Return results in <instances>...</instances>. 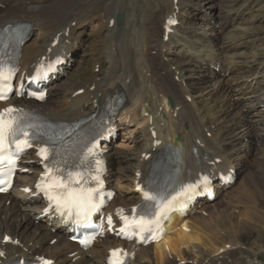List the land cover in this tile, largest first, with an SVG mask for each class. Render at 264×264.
<instances>
[{
  "label": "bare ground",
  "instance_id": "obj_1",
  "mask_svg": "<svg viewBox=\"0 0 264 264\" xmlns=\"http://www.w3.org/2000/svg\"><path fill=\"white\" fill-rule=\"evenodd\" d=\"M95 1L0 0V27L17 22L30 24V36L22 47L18 61L20 74H26L37 64L51 61L55 57L64 59L61 73L47 86L46 96L49 93L50 98L43 103L11 98L8 103L0 105V110L7 106H21L51 120L71 122L100 109L106 99L114 94H123L124 103L116 117L117 127L121 130L118 136L120 139L106 146L104 154L105 184L107 189L115 192L106 209L111 214L118 210L129 213L139 205L137 186L147 176L149 162L164 150L166 143L176 145L177 137L184 148L180 182L195 180L200 174H208L215 180L218 174L227 175L230 172L237 179L244 171L247 156L258 149L264 152V82L259 79L242 81L232 89L223 80L227 70L221 71L222 77L210 70L221 63V54L228 53L225 42H218V31L213 30V0H203V4L207 6L206 15L209 14L210 17L205 15L206 18L202 21L211 25L210 33H201L197 43L184 38L178 40L183 42L180 52L186 57L183 60L186 63L184 68L173 71L169 62L175 57L174 47H171L172 38L177 39L179 33L178 27H172L171 32L166 33L167 20L176 15L171 8L173 5L169 11L164 0H156L154 30L148 33L145 28L142 33L137 31V36L136 22L133 23L136 19L131 20V17L125 15V11L129 8L134 11V3L138 5L139 2L140 5L142 1L129 0L126 7L123 4L117 6V13L122 11L126 22L114 38L113 45L116 46L112 48L115 54L109 53L110 57L106 60L99 79L86 87L76 82L71 88L64 90V87L59 91L57 81L68 74L77 55L75 50L79 41L83 36L85 38L86 35L95 33L99 27L91 16ZM106 15L109 16L108 19L111 18L110 14ZM109 25L108 20L106 29L110 28ZM136 39L139 42L136 43ZM153 52L156 56L151 58ZM225 59L227 61L226 57ZM233 92L235 95H229ZM197 94L215 97L214 103H221L220 107H226L227 103V111L224 112L221 123H217L226 129L225 134L215 135L211 131L212 126L207 123L211 121H207L206 115L199 110L200 107H196L193 96ZM235 96L236 100L233 99ZM168 99L172 104L167 102ZM183 124L187 126V130L183 129ZM193 148L197 149L196 155L192 153ZM21 168L26 169V172L14 178L16 185L12 193L0 196V264L19 257L44 258L53 264H106L109 250L117 247L130 248V245H123L110 236L97 240L92 248L85 251L68 243L65 233L55 221L40 217L44 204L36 194L34 184L41 173V160L35 156V151L21 160ZM213 186L218 195L217 180ZM247 191L243 192V197L251 200V203H245H250L247 205H252L255 209L257 204L252 202L257 194ZM241 197L239 199L243 200ZM8 200L9 207L5 204ZM244 211L249 222L264 223V215H256L255 211L250 210V206L247 209L245 207ZM219 213L222 216L218 215L216 221L229 219L226 211ZM1 216H4L3 220ZM209 216L213 219V216ZM210 226V223L202 218H195L191 213L182 221L175 217L160 243L130 250L139 251L132 264H264V255L244 251L240 248L242 245L233 248L235 243L229 245L224 239L212 240L209 237L211 235L205 233ZM234 227L240 237L247 232V228L241 223L234 224ZM262 228L264 230V225ZM259 232L261 234V230ZM6 238L11 243H5ZM49 241H53L52 246H49ZM263 243L264 231L258 245L263 247Z\"/></svg>",
  "mask_w": 264,
  "mask_h": 264
},
{
  "label": "rangeland",
  "instance_id": "obj_2",
  "mask_svg": "<svg viewBox=\"0 0 264 264\" xmlns=\"http://www.w3.org/2000/svg\"><path fill=\"white\" fill-rule=\"evenodd\" d=\"M118 1L119 0L95 1L91 16L99 25V27L95 33L89 34V36L86 35L85 38L83 36L81 38V42L79 41V46L77 45L75 50L77 52V55L69 69L68 74L64 75L57 81L59 91L63 90L64 87V90L71 88V85L76 82H80L81 85H84L86 87L90 83H92V81H95L97 78L99 79V77L102 75L103 68L105 67V62L110 57L109 53H112V55L115 54L113 50L114 48H112L116 46V44L113 45L114 38L117 37L121 29L125 26L126 22L124 21L122 25H117L116 23H114V31H112L111 25L110 28L106 29L105 27L108 20L110 21L111 19H115V13L119 12L117 11V6L120 7L123 4L126 7L127 3H129V0H120L122 1V3ZM140 1H142L141 3L143 5L141 3L139 5V2L138 5H136L137 3H134L135 12L131 11V9L129 8L127 9L129 10L128 13H126L127 10L125 11V15H128L127 17H131V20L136 19L133 22H136V32L139 31V33H142L145 31V28H147V32H152L154 30L153 26L156 23V21H154L156 20V18L154 17L156 14L154 10L156 0ZM171 1L172 0H164V4L167 5L165 6L169 11L171 10V8H174L173 1ZM203 3V0H178L177 2V26L179 33L176 37L177 39H172L173 44L171 45V47H174L175 57H173V59L169 61L171 64V70L173 71L176 68L180 69L186 66V63L184 62L186 57L182 56L180 52V48L183 42H179L178 40L181 41L184 38L187 39V41L197 43L199 42L201 33H210L209 28L211 27V25L208 26L206 21H202L203 18L210 17L209 14L206 15V13H208L206 12L207 10H205L207 6ZM211 5H213L214 8L211 14V17L215 21L213 30L218 31V42H225L224 45H226L225 47H227L228 52L226 54L223 53L219 56L221 63L218 65V67L211 68V71L216 73V75L223 76V74H221V71L227 70L226 75L223 77V80H226V83L229 84L232 89L236 87L237 83H240L242 81L259 79L260 81L264 82V0H213ZM108 7H110V9ZM135 9L137 10V12ZM120 13H122V11H120ZM106 14H110L111 18L108 19L109 16ZM98 20L101 21L99 22ZM71 26H73V24H71ZM219 27L223 28L220 29ZM136 32L135 34L139 36V33ZM86 34H88V32ZM135 42L137 43L139 42V40L136 39ZM178 54L180 55L178 56ZM150 56L151 58H154L156 54L153 52V54L151 53ZM225 57L227 58V61ZM229 60L231 62H228ZM230 71L231 74L229 75ZM194 89L197 91L196 87H194ZM233 94L235 95L234 92L230 93L229 95L233 96ZM202 96L203 95L201 94L193 96V99L196 102V107L198 109L200 107L199 110H202L201 112L202 114H204V116L206 115L205 117L206 119H208L207 121H211L207 123L212 126L211 131L214 132L215 135L225 134L226 129L217 125V123H221V118L228 108L227 103L225 104L226 107L221 106V108V103L219 104L218 102L216 104L217 106L215 105V97ZM48 98H50V94ZM233 99L236 100L237 96L233 97ZM228 100L229 99H227L226 101ZM167 102L169 103V99L167 100ZM213 107H215L216 109ZM182 127L185 130V127L187 126H184L183 124ZM262 129H264V125ZM118 133V135H120V131H118ZM236 181V184L234 183L235 186L233 185L231 187L233 189H230L227 194H219V197L216 199L213 205L203 206L202 209H199V211H197L193 216L199 219L202 218L204 221L211 224L209 228L210 230H206L205 233L207 235H211L208 236L212 240L224 239L231 245L235 243L234 247H240L242 245V247L240 248H242L244 251H248L250 253H255L258 255H264V246L260 247V245H258V240L263 235L264 231L262 228V225H264L262 219L259 220L263 224L253 222L251 220V222H249V220L246 219L243 214L244 212H246L244 211L245 207L247 209V207L250 206V210L255 211L254 213L256 215L262 217L264 215V152H262V150H254L247 156L244 171L237 177ZM246 190H248L247 192L257 194L252 202L253 204L254 202H256L257 204V206H255V209L254 206L247 205L251 203V200L247 198L245 199V196L243 197V192L245 193ZM239 196H242L241 199L244 198L245 201H243L244 199L240 200ZM5 204L7 207H9V200L8 202H5ZM225 211L226 214H229V219L225 218V220L216 221V217H218V215L220 216L221 214L219 212L224 213ZM209 215L213 216V219L209 218ZM1 219L3 220L4 216H1ZM242 219H244L245 221H242ZM236 223H241L245 228H247V232L244 234V236L240 237L235 232L236 229L234 227V224ZM254 223L256 224V226ZM260 230L261 234L259 232ZM48 244L50 245L51 243L49 242ZM152 260L154 261L153 256ZM262 261L264 262V259Z\"/></svg>",
  "mask_w": 264,
  "mask_h": 264
},
{
  "label": "snow or ice",
  "instance_id": "obj_3",
  "mask_svg": "<svg viewBox=\"0 0 264 264\" xmlns=\"http://www.w3.org/2000/svg\"><path fill=\"white\" fill-rule=\"evenodd\" d=\"M172 23V21H170ZM15 76V69L0 58V101L9 99V91L12 88L11 81ZM17 94H21L17 92ZM43 99V96L36 97ZM39 126L29 122L27 114L23 109L13 106L0 110V164L7 161L14 163V153L18 154L27 148L32 147V138L36 136ZM96 144H91L87 148L84 160L88 161L90 157H95L94 149ZM37 154L43 161L44 173L40 182L36 184L38 193L49 201L55 208V211L61 217H67L77 225L90 220L93 213L100 210L105 203V197L101 193L103 182L100 173L103 171V162L95 159L94 168L89 161L87 171L80 170H62L59 161L53 158L50 160L49 149L41 147ZM5 181H0L4 183ZM95 185V186H92ZM195 186L187 185L169 199H158L157 196L150 195L149 192H143L145 201L150 204L138 212L136 208L131 210V215H125L123 210H118L117 215L122 222L119 233L125 236L135 235L142 239L145 233H154L155 227L158 226L159 220L166 213L175 207L182 197H185L194 191ZM29 191V189H24ZM113 193H107V198L111 199ZM47 211V210H46ZM109 229L113 227L111 216L107 218ZM155 239V236H152ZM7 239V238H6ZM2 255V253H0ZM126 253L123 250L116 249L110 254L109 264H124ZM42 264H51L50 261L43 260Z\"/></svg>",
  "mask_w": 264,
  "mask_h": 264
},
{
  "label": "water",
  "instance_id": "obj_4",
  "mask_svg": "<svg viewBox=\"0 0 264 264\" xmlns=\"http://www.w3.org/2000/svg\"><path fill=\"white\" fill-rule=\"evenodd\" d=\"M123 21V16L121 14L117 15V22L121 23Z\"/></svg>",
  "mask_w": 264,
  "mask_h": 264
}]
</instances>
